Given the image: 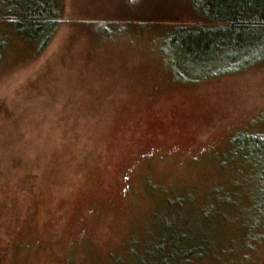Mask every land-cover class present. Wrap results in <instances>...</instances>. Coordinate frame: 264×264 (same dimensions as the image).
I'll return each instance as SVG.
<instances>
[{"label":"rangeland","instance_id":"obj_1","mask_svg":"<svg viewBox=\"0 0 264 264\" xmlns=\"http://www.w3.org/2000/svg\"><path fill=\"white\" fill-rule=\"evenodd\" d=\"M58 6L40 55L15 36L0 52V264H161L177 247L264 264L248 144L264 136V58L214 76L180 61L175 27L202 23L192 0Z\"/></svg>","mask_w":264,"mask_h":264},{"label":"trees","instance_id":"obj_2","mask_svg":"<svg viewBox=\"0 0 264 264\" xmlns=\"http://www.w3.org/2000/svg\"><path fill=\"white\" fill-rule=\"evenodd\" d=\"M9 2L6 11L0 13V22L11 31L7 35L0 31V52L15 36L33 44L35 55H40L59 26L58 0H12L10 6ZM192 10L202 23L176 26L170 39L172 51L179 49L180 61L199 59L212 64L218 67L208 72L214 76L243 69L264 58V0H192ZM248 144L257 160L260 156L264 159V136L254 135ZM191 255V251L177 247L174 254L162 257L160 262L194 264L199 259L190 261Z\"/></svg>","mask_w":264,"mask_h":264}]
</instances>
